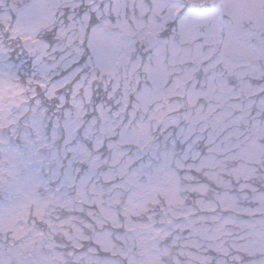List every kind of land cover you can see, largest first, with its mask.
Here are the masks:
<instances>
[{"label": "snow or ice", "instance_id": "obj_1", "mask_svg": "<svg viewBox=\"0 0 264 264\" xmlns=\"http://www.w3.org/2000/svg\"><path fill=\"white\" fill-rule=\"evenodd\" d=\"M0 264H264V0H0Z\"/></svg>", "mask_w": 264, "mask_h": 264}]
</instances>
